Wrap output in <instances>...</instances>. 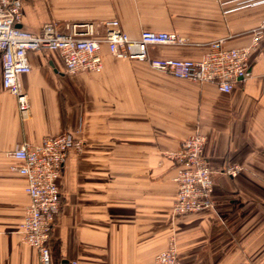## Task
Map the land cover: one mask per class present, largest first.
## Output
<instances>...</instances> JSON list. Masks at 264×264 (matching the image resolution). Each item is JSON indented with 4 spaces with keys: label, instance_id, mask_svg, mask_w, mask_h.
Instances as JSON below:
<instances>
[{
    "label": "crops",
    "instance_id": "0c3cea01",
    "mask_svg": "<svg viewBox=\"0 0 264 264\" xmlns=\"http://www.w3.org/2000/svg\"><path fill=\"white\" fill-rule=\"evenodd\" d=\"M237 0H23V29L55 21L118 19L131 38L143 30L175 31L187 42L149 49L151 57L199 59L211 42L249 46L264 4ZM100 73L69 74L57 51L29 53L21 76L30 102L2 84L0 64V264H40L24 240L26 178L12 151L64 132L82 139L59 180L63 206L51 240L52 264H154L172 237L183 264H260L264 258V41L250 56L251 77L230 93L120 59L102 49ZM208 137L214 209L174 217L176 162L170 157L196 130ZM238 166L235 175L222 170Z\"/></svg>",
    "mask_w": 264,
    "mask_h": 264
},
{
    "label": "built area",
    "instance_id": "2783aa9c",
    "mask_svg": "<svg viewBox=\"0 0 264 264\" xmlns=\"http://www.w3.org/2000/svg\"><path fill=\"white\" fill-rule=\"evenodd\" d=\"M23 0H0V64L3 87L18 98L23 119L29 117L30 102L22 90L21 76L32 70L29 53L38 50L61 54L69 74L100 73L104 69L102 49L120 59L148 62L154 69L177 78L217 84L221 92L251 77L250 56L264 41V18L253 31L249 46L231 48L224 40H215L199 59L151 57L149 49L160 45H183L187 40L172 31L143 30L139 38H131L118 19L104 22V34L98 35L92 21L67 24L62 31L55 21L44 24L40 32L20 27ZM264 4V0H237L236 8ZM208 137L196 130L184 140L170 157L176 162L173 178L177 196L173 203L174 217L214 209L213 170L205 156ZM82 139L64 132L43 138L40 143H21L12 151L20 164L13 167L26 178L29 195L25 216L21 222L24 240L36 248L40 264H52L51 240L57 216L62 210L61 172L71 150L81 152ZM239 167L226 166L222 172L235 175ZM154 264H183L175 237L159 252ZM260 264H264V258Z\"/></svg>",
    "mask_w": 264,
    "mask_h": 264
}]
</instances>
